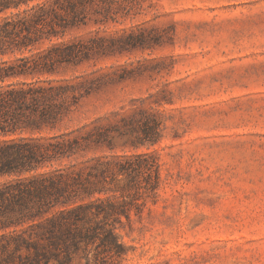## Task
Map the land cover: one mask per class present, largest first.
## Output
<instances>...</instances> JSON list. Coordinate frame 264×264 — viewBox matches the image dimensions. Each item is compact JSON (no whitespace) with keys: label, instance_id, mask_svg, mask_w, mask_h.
Wrapping results in <instances>:
<instances>
[{"label":"rangeland","instance_id":"1","mask_svg":"<svg viewBox=\"0 0 264 264\" xmlns=\"http://www.w3.org/2000/svg\"><path fill=\"white\" fill-rule=\"evenodd\" d=\"M86 13L52 41L86 56L40 76L79 102L32 137L106 136L76 162L148 154L159 180L115 225L121 256L81 245L71 264H264V0H94Z\"/></svg>","mask_w":264,"mask_h":264},{"label":"trees","instance_id":"2","mask_svg":"<svg viewBox=\"0 0 264 264\" xmlns=\"http://www.w3.org/2000/svg\"><path fill=\"white\" fill-rule=\"evenodd\" d=\"M93 1L0 0V264H71L81 245H92L95 257H119L115 225L158 187V165L148 154L76 162L103 143L111 148L106 136L32 137L53 129L79 102L74 86L40 76L86 56L82 45L52 41L84 24ZM148 116L153 124L144 123L143 140L154 143L159 122ZM108 193L113 198H101Z\"/></svg>","mask_w":264,"mask_h":264}]
</instances>
